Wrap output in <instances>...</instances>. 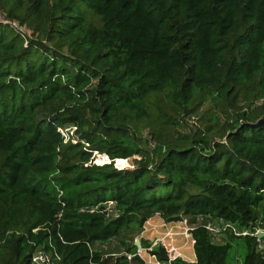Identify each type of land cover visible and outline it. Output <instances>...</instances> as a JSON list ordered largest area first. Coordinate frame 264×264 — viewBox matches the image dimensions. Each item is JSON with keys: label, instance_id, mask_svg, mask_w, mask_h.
<instances>
[{"label": "trees", "instance_id": "16d2710c", "mask_svg": "<svg viewBox=\"0 0 264 264\" xmlns=\"http://www.w3.org/2000/svg\"><path fill=\"white\" fill-rule=\"evenodd\" d=\"M0 12V264H31L37 247L54 264H144L122 253L157 215L194 225L197 261L175 264H228L237 240L243 264H264V123L243 126L264 117V0H0ZM161 94L185 115L198 98L252 102L220 133H161L150 150L139 125ZM151 254L170 261L162 245Z\"/></svg>", "mask_w": 264, "mask_h": 264}, {"label": "rangeland", "instance_id": "374dc122", "mask_svg": "<svg viewBox=\"0 0 264 264\" xmlns=\"http://www.w3.org/2000/svg\"><path fill=\"white\" fill-rule=\"evenodd\" d=\"M0 15L4 14L0 12ZM27 31L28 32L26 33L28 35H32V32L30 30ZM245 100H247V98L240 96L235 101L230 100L229 102H232V104L230 105L228 104V102L226 104H221L220 102L217 103L209 99L202 101L201 98H198L189 107L190 110L196 109L198 107L197 113H190L188 115H185L184 113H179L178 108L175 107V104L173 105L169 98H167L166 94L155 96L149 102V117L143 120L139 125L138 136L143 141L146 140L149 143V149L153 150L155 148V142L153 139L154 137H156V135L161 133L164 134L163 140L172 141L176 140L179 137V133L190 134L192 131H196L199 128L205 129L213 123L219 124L216 132L220 133L221 128L233 123L238 113H240L241 111H247L252 101ZM257 102L259 101H255V106L260 105ZM173 121L178 122V124L174 125ZM131 164H133V161L131 162ZM113 207L114 206H110L109 208L112 209ZM112 210L113 211L111 212V215L115 216L114 208ZM162 221V225L171 224L170 230L174 233H182L184 232L186 227L192 228L194 226L190 225L188 220H186V222H167L162 219ZM132 227L137 229L136 232L139 230L137 228V224H132ZM163 228H166V226H164ZM135 234L136 233H133L132 237H134ZM182 237L184 238L183 245L177 246L174 242L175 246H173V248L168 247V250L170 251L172 257L187 259L185 250L189 249L192 251L194 245L190 241L188 242V240L184 236ZM167 242L169 244L171 243V241ZM115 245L117 244H115V242H112L109 248H114ZM262 247L264 248V243L262 244ZM245 255L246 251L244 247L241 246L240 241L237 240L234 242V245L230 251L227 263L243 264ZM134 264L140 263L135 262Z\"/></svg>", "mask_w": 264, "mask_h": 264}, {"label": "built area", "instance_id": "2783aa9c", "mask_svg": "<svg viewBox=\"0 0 264 264\" xmlns=\"http://www.w3.org/2000/svg\"><path fill=\"white\" fill-rule=\"evenodd\" d=\"M0 22H7L1 15H0ZM59 131L61 132V134L63 135L64 138H66L67 140L70 139L71 135H75V128L74 127H68L67 129L63 130V129H59ZM73 142H76V140H73ZM63 193L61 192L60 195H62ZM110 206H114L113 203H110L108 205V209L110 210V212H112L113 208L110 209ZM59 219L62 217V214H60ZM155 217H160L159 215L155 216ZM161 218V217H160ZM151 220V219H150ZM147 221L146 223L150 222ZM182 222H186V221H182ZM146 225V224H145ZM194 228H185L184 232L181 233L182 236H184L188 242L190 241L193 245L195 244V240L191 239L190 235L192 234V230ZM207 229L209 231H211L212 233H217L218 229L213 228L211 225L207 226ZM260 230L257 231V233ZM256 233V234H257ZM176 236V233H174L173 231H169L166 232L164 235H162L159 238H156L154 241H152L150 247H142V249H137L136 253H127V252H123L122 255L129 261H133L135 258H139L141 259L144 264H175L174 261L176 259H178V257H172L170 251L168 250V247L173 248V246H175L174 244V237ZM170 239V240H169ZM167 241H171V243L169 244ZM150 243V242H149ZM158 245H162L170 258V261L167 263H163L160 262L158 260V258L155 255H152L151 252L153 251V249L158 246ZM142 246V245H141ZM195 250V249H194ZM196 254V253H195ZM113 256H117V254H112ZM108 256V255H106ZM184 261H187L186 258H181ZM188 262V261H187ZM31 264H54L53 263V258L52 255L50 253L45 252L42 248L37 247L34 251L33 254V258H32V263Z\"/></svg>", "mask_w": 264, "mask_h": 264}, {"label": "crops", "instance_id": "0c3cea01", "mask_svg": "<svg viewBox=\"0 0 264 264\" xmlns=\"http://www.w3.org/2000/svg\"><path fill=\"white\" fill-rule=\"evenodd\" d=\"M161 223H163V221L160 217H154L150 220V222L146 223V225L143 228L142 233L140 234L141 241L143 240L144 242L152 243V241L164 235L167 231H171L170 230L171 224L162 225ZM164 226H166V228H163ZM179 236H181V233H176V236L174 237V240H175L174 242L176 243L177 246L183 245V241H184V238L182 236L181 237ZM136 238L137 236L135 237V239ZM185 253L187 255L186 260L188 262L195 263L197 261L194 247L192 248V251L189 249H186Z\"/></svg>", "mask_w": 264, "mask_h": 264}, {"label": "water", "instance_id": "95a60500", "mask_svg": "<svg viewBox=\"0 0 264 264\" xmlns=\"http://www.w3.org/2000/svg\"><path fill=\"white\" fill-rule=\"evenodd\" d=\"M264 123V117L261 118L260 120H258L256 123H245L243 126H247V127H251V128H255V127H258L260 126L261 124ZM191 239H193V235L191 234L190 235ZM256 238L258 240H262L264 238V231L263 230H260L257 234H256ZM135 246L137 247V249H142V246H141V237L140 235L137 236V238L135 239Z\"/></svg>", "mask_w": 264, "mask_h": 264}]
</instances>
